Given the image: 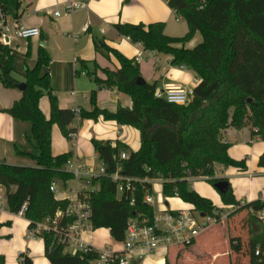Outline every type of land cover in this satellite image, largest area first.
<instances>
[{
    "label": "trees",
    "instance_id": "obj_1",
    "mask_svg": "<svg viewBox=\"0 0 264 264\" xmlns=\"http://www.w3.org/2000/svg\"><path fill=\"white\" fill-rule=\"evenodd\" d=\"M176 16L182 18L188 32L182 38L164 35L162 23L115 24L118 36L139 44L144 51L170 57L172 67H187L199 80L186 105L168 104L155 97V85L136 84L140 77L138 63L127 59L103 44L96 45L111 53L120 68L103 70L106 79L93 77L100 89H113L127 95L130 109L118 108L114 113L96 105V92L90 94V111L79 110V120L102 118L120 126L138 130L140 147L136 152L116 142L92 140L97 161L104 167L105 175L90 181L95 190L86 192L91 210V228L107 229L110 237L123 243L127 222L145 219L150 224L154 210L143 199L151 195V181L160 180L164 198H179L199 214L213 215L211 202L198 196L189 180L202 178L212 187L221 180L214 178V167H234L244 170L245 162L234 161L227 155L229 145L222 141V131L232 127L240 130L249 127L253 135L264 141V0H165ZM8 0H0L6 15ZM199 33L202 41L193 49L183 45ZM176 45H181L177 48ZM50 57L39 48L34 68L25 70V87L19 101L4 111L12 118L31 125V140L37 155L35 167L8 165L0 162V187L5 191V206L11 214H19L29 221L31 231L36 223L52 218L57 211H65L68 200H56L49 188L52 184L65 187L73 179L65 164L70 154L53 156L51 153V128L56 124L62 136L70 140L75 129L68 127L75 120L74 110H61L52 94L48 73ZM85 69V63H80ZM86 70V69H85ZM86 72V71H83ZM11 50L0 45V84L16 88L18 82L11 76ZM89 75L88 73H86ZM46 96L49 118L39 109V100ZM125 158L121 159V154ZM258 165L264 168V153ZM118 172L132 179L131 191L121 195L109 175ZM224 205H232L238 212L248 213L249 264H258L254 249L264 247V226L258 214L264 210L259 201L238 206L228 186L220 195ZM134 204L130 205V199ZM71 220H62L60 225ZM1 227V225H0ZM35 237L44 244V256L50 264H94L97 253L88 248L75 255L64 253L65 246L53 232H42ZM232 251L240 250L239 239H230ZM190 246L183 245L186 249ZM0 264L4 260L0 257ZM18 264H32L27 253L18 255ZM116 264V263H112Z\"/></svg>",
    "mask_w": 264,
    "mask_h": 264
},
{
    "label": "crops",
    "instance_id": "obj_2",
    "mask_svg": "<svg viewBox=\"0 0 264 264\" xmlns=\"http://www.w3.org/2000/svg\"><path fill=\"white\" fill-rule=\"evenodd\" d=\"M65 0H8L15 5L13 13L7 5V25L18 23L24 27H35L40 31L39 38L31 40L12 39L11 65L12 78L18 84H25L26 69L34 68L39 48L47 51L50 62L43 73H48L52 94L61 110L90 111V94L96 92V105L100 109L114 113L118 108L130 109V98L113 89H100L93 80L97 77L105 80L103 70L115 72L120 68L117 59L104 49H97L100 44L117 51L127 59H135L138 63L140 77L145 83L155 85L156 91H161L166 84L194 87L195 74L187 67H172L170 57L154 52L144 51L139 44H132L128 39L117 35L115 24H153L164 25V35L170 38H182L188 32L186 22L175 15L165 0H81L85 6L75 10L70 15L62 12ZM11 6V5H10ZM59 11L60 17L46 15L45 11ZM202 38L196 33L185 43V49H193L201 43ZM181 48V45H176ZM85 63L81 69L80 63ZM86 71V72H83ZM88 73L89 75H87ZM95 74V76H94ZM22 91L16 88L6 89L0 84V111L9 109L14 102L19 101ZM39 109L46 119L49 118V105L46 96L39 100ZM75 129V137L65 139L59 127L51 128V153L53 156L70 154L71 160L84 165L82 170H95L101 166L92 146V140L116 142L136 152L140 147L138 130L129 126H120L112 121H104L101 117L93 120H75L68 127ZM222 141L229 145L227 155L234 161H244L245 169L215 165L214 178L228 183L234 200L240 203L259 201L264 203V168L258 165L259 157L264 153V141L253 135L249 127L236 130L232 127L222 131ZM31 140V125L28 122L16 120L6 113L0 112V162L8 165L35 167L33 157L37 155L34 142ZM67 171V170H66ZM85 177L65 183V187L56 185V200L74 202L78 197V189ZM190 188L201 198L211 202L218 214L227 216L236 207L224 205L220 194L204 179L189 180ZM97 186L84 188V193L95 190ZM5 192V191H4ZM151 192H154L159 211L177 212L192 208L179 198H164L160 180L151 181ZM1 199V198H0ZM0 213V257L4 264H18V255L27 253L32 264H50L44 256V244L40 238L28 234L29 221L21 213L11 214L5 206ZM163 203V205L161 204ZM153 208V206L151 205ZM227 207H231L227 211ZM154 210V208H153ZM155 212V211H154ZM247 215H243V213ZM248 213L238 212L244 220L242 232L248 233ZM224 219L226 237L230 240L239 239L234 235L233 217ZM223 224V221L218 223ZM217 224V225H218ZM206 227L193 244L186 248L170 247L167 251H158L138 259L136 255L130 259V264H249L244 253L232 251L230 241L227 245L221 233ZM30 235V234H29ZM241 239V238H240ZM246 239V237H244ZM84 244L96 250L107 249L111 252H121L122 243L115 242L107 229H91L81 234ZM211 246V249L208 248ZM64 253L70 254L65 247ZM95 264V263H94Z\"/></svg>",
    "mask_w": 264,
    "mask_h": 264
},
{
    "label": "built area",
    "instance_id": "obj_3",
    "mask_svg": "<svg viewBox=\"0 0 264 264\" xmlns=\"http://www.w3.org/2000/svg\"><path fill=\"white\" fill-rule=\"evenodd\" d=\"M84 2L81 0H65L62 12L70 15L75 10L83 8ZM46 15L60 17V12L45 11ZM40 31L35 27H24L18 23H13L12 26L7 25L6 15L2 13L0 7V45L10 47L12 39L31 40L39 38ZM199 80L194 79V87ZM175 84H166L161 91H156L155 97L162 99L168 104L186 105L190 97L193 95V89ZM76 118H78L79 110H74ZM70 138L75 137V133H71ZM121 159L125 158V154H121ZM65 169L72 174L73 179L83 180L81 188L77 191V199L71 202L65 211H57L52 218H46L42 222L36 223L30 231V235L34 236L42 232H53L60 243L66 245L70 249V254L75 255L77 252H85L90 248L97 253L98 259L95 264H130V259L133 255L138 259L144 256L156 254L158 251H167L170 247H181L191 244L204 229L212 224L221 222L226 218L223 214H218L214 211L213 215H204L194 212L192 208L177 212L167 210L154 212L153 220L150 224L145 219H130L127 222L125 230V239L122 243L121 252H111L107 249L101 251L84 244L81 239V234L85 231H90V216L91 210L88 204L87 194L84 193V188L90 186V181L100 176L105 175L103 166L95 170H86V174L82 173L84 165L79 161L67 160ZM109 179L115 184L116 192L121 195L125 191H131L132 179L120 175L118 172L110 174ZM53 195H56L57 189L54 184L49 188ZM56 198V197H55ZM146 204H152L150 195H146L143 199ZM130 205L134 204V199L129 201ZM245 203H240L238 206H244ZM4 201L0 199V213L3 210ZM259 222L264 226V210L258 214ZM71 220L65 225H60L62 220ZM198 219L203 221L200 224ZM254 257L258 264H264V247L260 245L254 249Z\"/></svg>",
    "mask_w": 264,
    "mask_h": 264
},
{
    "label": "rangeland",
    "instance_id": "obj_4",
    "mask_svg": "<svg viewBox=\"0 0 264 264\" xmlns=\"http://www.w3.org/2000/svg\"><path fill=\"white\" fill-rule=\"evenodd\" d=\"M7 5H8V7H9V9L14 13L15 12V5H12L10 2L9 3H7ZM11 5V6H10ZM94 76H95V74H94ZM96 77V76H95ZM4 196H5V192H4V189L2 188V187H0V198L2 199H4ZM151 198H152V206H153V208H154V211L155 212H158V205H157V201H156V196L154 195V192H151ZM161 204L163 205V203L161 202ZM227 211H230L231 210V207H227V209H226ZM247 212V211H246ZM243 215H247V213H243ZM233 218L231 219V220H229L231 223H233V225H234V227H233V230L235 231V233H234V235L235 234H237V236H241L240 238H239V242L241 243V246H240V250H238V251H236V252H238V253H244L245 251V255L247 256V261L249 262V258H248V255H249V253H248V240H249V234L247 233L246 234V232L245 231H243L242 232V225L244 224V220L240 217V216H236V215H233L232 216ZM226 220H227V216H226ZM198 221L200 222V224H203V221L201 220V219H198ZM223 221V224L222 225H220V224H218V223H216V224H212V225H210V227L209 228H211L212 227V229H214V231H217V232H219V233H221L222 235H225V236H223L222 238L223 239H225L224 240V242H225V245H227V248H228V243H229V239L226 237L227 235V231H226V228H225V225H224V222H225V220H222ZM228 221V220H227ZM220 223V222H219ZM218 224V225H217ZM30 234V233H29ZM28 234V236H30V237H32V235H29ZM244 237H246V239H244ZM195 241V240H194ZM193 241V242H194ZM193 242L190 244V246L193 244ZM189 246V247H190ZM212 247L213 246H211L210 245V247L208 248L209 250L211 249V251H212ZM181 248V247H180Z\"/></svg>",
    "mask_w": 264,
    "mask_h": 264
},
{
    "label": "water",
    "instance_id": "obj_5",
    "mask_svg": "<svg viewBox=\"0 0 264 264\" xmlns=\"http://www.w3.org/2000/svg\"><path fill=\"white\" fill-rule=\"evenodd\" d=\"M136 84L138 85H142L144 84V80L141 78V77H138L136 79ZM17 87L22 91L25 87V84L22 83V84H18ZM213 188L220 194V195H223L226 193L227 189H228V183L226 181H218L216 182L214 185H213ZM204 214H200V217H203Z\"/></svg>",
    "mask_w": 264,
    "mask_h": 264
}]
</instances>
